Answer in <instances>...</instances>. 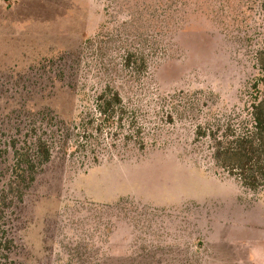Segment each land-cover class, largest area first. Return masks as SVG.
I'll list each match as a JSON object with an SVG mask.
<instances>
[{
	"label": "rangeland",
	"instance_id": "1",
	"mask_svg": "<svg viewBox=\"0 0 264 264\" xmlns=\"http://www.w3.org/2000/svg\"><path fill=\"white\" fill-rule=\"evenodd\" d=\"M263 1L0 0L12 264H264V191L217 166L210 136L252 127ZM107 88L123 125L99 124ZM39 139L51 161L5 201L14 146Z\"/></svg>",
	"mask_w": 264,
	"mask_h": 264
},
{
	"label": "trees",
	"instance_id": "2",
	"mask_svg": "<svg viewBox=\"0 0 264 264\" xmlns=\"http://www.w3.org/2000/svg\"><path fill=\"white\" fill-rule=\"evenodd\" d=\"M264 12V1L262 3ZM259 68L264 72V49L257 54ZM127 66L138 65V59L134 54L127 56ZM142 62L137 69H145ZM255 100L252 104V127L243 132H228L220 136L219 132L210 134L213 141V158L220 168L228 172L232 177L239 179L243 186L253 190L264 191V78L255 85ZM97 112L100 125L108 126L110 121L123 125L126 121L127 110L120 93L112 88L105 89L97 97ZM90 122L87 125L90 126ZM95 120L92 121V125ZM86 121H83L85 126ZM85 128L84 131H86ZM87 132V131H86ZM97 132L103 133L102 129ZM92 136V135H91ZM15 165L13 176L8 184L6 200L23 201L25 193L32 187L38 172L45 167L52 158L51 145L39 139L33 147L19 150L14 146ZM5 208L2 204L0 210V264H12L11 254L16 249L14 241L10 238L7 229Z\"/></svg>",
	"mask_w": 264,
	"mask_h": 264
}]
</instances>
